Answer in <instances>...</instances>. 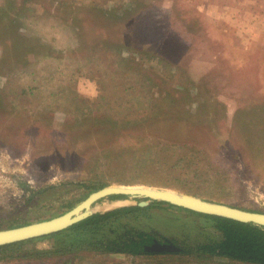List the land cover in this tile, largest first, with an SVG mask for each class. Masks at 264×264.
<instances>
[{"label":"rangeland","instance_id":"obj_1","mask_svg":"<svg viewBox=\"0 0 264 264\" xmlns=\"http://www.w3.org/2000/svg\"><path fill=\"white\" fill-rule=\"evenodd\" d=\"M94 183L264 212V0H0V228L60 215ZM138 201L106 196L91 209ZM154 203L109 235L66 227L17 253L71 246L52 262L254 264L198 254L218 237L212 221ZM140 232L180 249L104 248Z\"/></svg>","mask_w":264,"mask_h":264},{"label":"trees","instance_id":"obj_2","mask_svg":"<svg viewBox=\"0 0 264 264\" xmlns=\"http://www.w3.org/2000/svg\"><path fill=\"white\" fill-rule=\"evenodd\" d=\"M105 183L91 184L92 189H97L104 186ZM110 198H126L129 197L126 194H110ZM139 200L140 198H135ZM154 202H164L154 200L152 203L141 206L139 204L127 205L122 207L113 208L105 212H93L86 218L76 222L67 227L64 232L69 234H75L80 232L82 234H97L99 230L105 229L107 226L111 227L108 235L111 234L112 224L126 218L127 216H136L141 211L148 210L157 205ZM212 221L214 229L218 232L217 239H209L206 242H202L197 246V253L200 255H218L227 258H231L238 261H244L254 264H264V226L254 224L252 222L240 221L224 216L206 214L196 212ZM74 232V233H73ZM62 233V232H61ZM60 234V232L52 233V237ZM68 234V235H69ZM30 240V239H29ZM22 240L13 243L0 244V260H10L12 258H27L32 255L38 259L40 255L44 256V259L39 264H73L74 258L68 255L65 259H60L57 262H52L53 257H57L59 254L72 253L73 248L71 246L55 247L49 251H27L24 254L17 253L22 248L25 241ZM152 237L144 232L138 233V238H128L126 240H117L108 238L105 242V250L117 253L127 254H141L147 250L144 248L146 244H149ZM66 247L65 249H62ZM181 251H187L182 247ZM181 251H174L178 253ZM52 253V254H49ZM57 255V256H56ZM41 256V257H42ZM48 257V258H47Z\"/></svg>","mask_w":264,"mask_h":264},{"label":"water","instance_id":"obj_3","mask_svg":"<svg viewBox=\"0 0 264 264\" xmlns=\"http://www.w3.org/2000/svg\"><path fill=\"white\" fill-rule=\"evenodd\" d=\"M110 194H126L132 198H140L137 204L141 206H146L154 200L164 201L196 212L264 226V212L243 209L168 188L145 185H106L90 192L82 201L60 215L16 227L0 228V244L4 245L60 231L91 215L94 212L91 209L92 204ZM144 248L152 251L180 249L172 241L160 242L156 239L146 244Z\"/></svg>","mask_w":264,"mask_h":264}]
</instances>
